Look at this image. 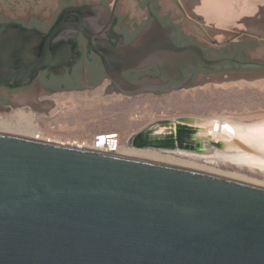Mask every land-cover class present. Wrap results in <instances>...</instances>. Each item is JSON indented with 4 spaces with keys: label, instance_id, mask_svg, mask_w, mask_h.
I'll list each match as a JSON object with an SVG mask.
<instances>
[{
    "label": "water",
    "instance_id": "1",
    "mask_svg": "<svg viewBox=\"0 0 264 264\" xmlns=\"http://www.w3.org/2000/svg\"><path fill=\"white\" fill-rule=\"evenodd\" d=\"M62 1L70 0H0V11L50 21ZM113 10L100 4L67 6L47 32L0 23V87H28L45 70L63 77L79 58L78 34L119 96L182 88L187 77L180 70L186 66L209 73L201 74L196 86L264 78V0L161 3L162 13L170 12L203 43L257 40L250 57L261 63L208 60L204 49L178 46L174 28L153 15L124 45L111 31ZM118 13L141 17L134 0H121ZM111 37L118 39L116 45ZM153 64L159 77L129 81L123 76ZM37 97L25 94L28 101L21 105L43 115L55 106L54 100ZM13 108L0 106V111ZM206 126L204 118L192 116L156 119L132 133L126 145L197 156L259 153L229 129L222 133L226 139H216ZM0 264H264V188L0 131Z\"/></svg>",
    "mask_w": 264,
    "mask_h": 264
},
{
    "label": "rangeland",
    "instance_id": "2",
    "mask_svg": "<svg viewBox=\"0 0 264 264\" xmlns=\"http://www.w3.org/2000/svg\"><path fill=\"white\" fill-rule=\"evenodd\" d=\"M106 83V81L102 82L93 90L56 92L51 95L39 96L37 98L39 101L45 98L54 99L55 101V106L45 115L36 113L28 104L17 106L23 112L19 111L22 117L13 122V127L31 134L41 132L48 138L62 141L67 137L63 133V136L49 133L56 132L60 134L62 131H68L70 136L74 135L81 140L87 134L97 135L117 132L123 141L121 145L128 147L126 142L132 133L147 123L161 118L226 116L229 120L238 123L264 120V83L261 84V87L257 85H243L240 87L232 85L225 88L210 84L206 88L198 87L167 94H142L134 97L118 95V99L112 98L107 103H102L97 100V96L105 91ZM109 94L115 93L110 92ZM71 96L73 98L88 99L90 103L80 108L74 105L72 113L61 116L60 109L64 107L66 100ZM14 109L17 108L14 107ZM54 136L55 138H53ZM160 154L170 156L172 160H177L178 164L198 168L199 170L206 169L209 172L221 175L234 176L264 186V171L261 170L238 167L221 161L208 163L201 158ZM172 162L175 163V161Z\"/></svg>",
    "mask_w": 264,
    "mask_h": 264
},
{
    "label": "flooded vegetation",
    "instance_id": "3",
    "mask_svg": "<svg viewBox=\"0 0 264 264\" xmlns=\"http://www.w3.org/2000/svg\"><path fill=\"white\" fill-rule=\"evenodd\" d=\"M120 1L121 0H99L97 2H88L86 0H82L81 2L74 0L62 1L59 3L58 10L50 21L35 15L28 16L27 18H14L6 16L0 11V23L18 22L26 28L47 32L61 9L71 5L100 4L107 7L110 11L114 9L111 31L121 39V42L124 45H127L132 41L136 34L147 23L150 16L153 15L163 26L174 28L176 44L178 46L191 45L199 49H204L205 56L208 60L233 59L240 62H263L260 60H253L250 57L252 53L256 52L259 45V42L255 39L245 38L237 41H229L228 43L219 44L217 46H211L197 40L191 35H188L181 24L177 23L176 20L172 18L170 12L162 13L161 3L163 0H134L135 9L141 17H133L131 19H128L125 14L118 13ZM76 40L79 58L72 64L71 68L66 70L63 77H55L49 70H45L40 72L36 81L28 87H0V106L17 107V105L26 103L28 100L23 98V96L28 93L37 97L39 95L49 94L50 92L81 91L85 89H93L104 81L107 82L105 87L108 91L115 92L112 82L106 79L103 67L98 57L93 54L88 42L81 34L76 36ZM117 42V38H110V43L112 45H116ZM180 72L183 76L187 77V79L181 81L182 88L172 89L170 92L166 93L148 92L144 94H167L174 91L196 89L198 88L196 83L200 75L209 74L208 72L202 71L194 66L183 67ZM123 76L129 81H134L143 76L159 77L160 72L157 65L153 64L142 69L126 71L123 73Z\"/></svg>",
    "mask_w": 264,
    "mask_h": 264
},
{
    "label": "bare ground",
    "instance_id": "4",
    "mask_svg": "<svg viewBox=\"0 0 264 264\" xmlns=\"http://www.w3.org/2000/svg\"><path fill=\"white\" fill-rule=\"evenodd\" d=\"M262 83H264V78L254 80L252 82H248L245 80H236L233 82H221V84H219V85L213 84V83H205L202 86H197V87L206 88L210 84L213 86H216V87H225V88L228 86H232V85H237L239 87L243 86V85H248V86L249 85L250 86L251 85H254V86L257 85V86L261 87ZM112 98L118 99L119 97L117 94H109V93L104 94V91L99 96H97V100L99 102H102V103H107ZM52 100H54V99H52ZM89 103H90V100H88V99L73 98L71 96L69 99L66 100V104L64 105V107H62L60 109L61 111L59 110L60 115L66 116V115L72 113L74 105L79 106L78 108H80V107L86 106V104H89ZM59 111H58V114H59ZM60 115H59V117H60ZM21 117H22L21 112H19V111L15 112L14 111L11 117L0 122V131L32 135L34 139H36V138L37 139H43L46 141L48 140V141L63 143V144L72 145V146H76V145H74L73 141H77L78 139L80 140V138H78L74 135L70 136L68 131L67 132L62 131L60 134L56 133V132H50L49 133L51 135L58 134L59 136H63L62 135V133H63L65 136H67L64 141L48 138V136H44L45 134H43L41 132L35 131L36 132L35 134H33V133L31 134L27 131L22 132V131H20L19 128L17 129V128L13 127V122H15L17 119L19 120V118H21ZM244 117L250 118L249 116H244ZM239 118L241 119L242 117H239ZM204 121L207 122L208 127L206 126V128L208 129V133L211 136L215 137L216 139H220V138L226 139L225 136L222 135V133L223 132L225 133L226 130L229 129L230 132L232 134H234L241 142H243L248 147L258 151L259 153H256V154L251 153V155H249V154H245L243 152L239 153V152H233V151L229 150L226 153L215 151L209 156H197V155H192V154L184 153V152H180V151L162 152V151L154 150V149H150V148L138 149V148H134V147L129 148L130 146L125 147V146H122L121 144L116 145V144H114V141L107 140L105 138L98 140L99 134H97V135L87 134L84 136V138H81V140H84V142L86 143L85 146L82 148L96 149V150H100V151H113L114 153L119 154V155H124V156L133 157V158H138V159L168 164V165H172V166H176V167H182V168H186V169L196 170V171L213 174V175H217L220 177H224V178L232 179V180L239 181L242 183H247V184H251L254 186L264 188L263 185H260L257 183L255 184L253 182H249V181H246L244 179H240V178H237L234 176L223 175V174L221 175L218 173L209 172L206 169L205 170H199L198 168L188 167V166H185L182 164H178V161L172 160L170 156H163L160 154V153H165V154H173V155L182 156V157L201 158L208 163L209 162L216 163V162L221 161V162L236 165L238 167H246L248 169H257V170L264 171V159L261 158V155H264V120L258 121V122H251V123H238V122H234V121L229 120L228 117H226V116H220V117H213V118L212 117L211 118H204ZM151 122H153V121H151ZM213 124H215V129L213 128L214 127ZM14 125H15V123H14ZM143 127H141L140 129H142ZM140 129L136 130L135 132L139 131ZM53 138H55V136ZM154 151H156V152H154ZM172 161H175V163ZM179 163H181V162H179Z\"/></svg>",
    "mask_w": 264,
    "mask_h": 264
},
{
    "label": "built area",
    "instance_id": "5",
    "mask_svg": "<svg viewBox=\"0 0 264 264\" xmlns=\"http://www.w3.org/2000/svg\"><path fill=\"white\" fill-rule=\"evenodd\" d=\"M15 108H17V109L13 108L11 110L0 111V122L3 121V120H6L9 117H11L14 111L15 112L16 111H21L20 109H18V107H15ZM21 112H23V111H21ZM103 138H105L107 140L114 141V144H116V145H119V144L123 143V141L121 140V137L119 136V133H117V132L107 133V134L106 133L105 134H99L98 140L103 139ZM73 143H74V145H76V147H80L81 146L80 148L84 147L85 144H86L84 142V140H79V139L77 141H73ZM108 152H113V151H108Z\"/></svg>",
    "mask_w": 264,
    "mask_h": 264
}]
</instances>
